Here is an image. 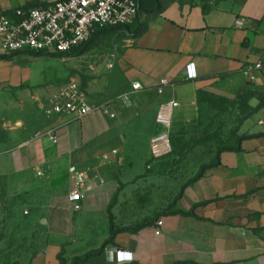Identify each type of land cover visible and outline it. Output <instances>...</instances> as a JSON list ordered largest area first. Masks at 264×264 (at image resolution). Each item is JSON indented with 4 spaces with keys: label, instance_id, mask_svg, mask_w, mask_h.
<instances>
[{
    "label": "crops",
    "instance_id": "crops-1",
    "mask_svg": "<svg viewBox=\"0 0 264 264\" xmlns=\"http://www.w3.org/2000/svg\"><path fill=\"white\" fill-rule=\"evenodd\" d=\"M57 1L0 0V14ZM237 19L245 27H235ZM140 21L144 32L127 37L114 62L123 82L108 101L116 118L96 113L81 121L50 118L51 126L44 119L27 122L10 146L0 147V192L13 198L40 194L45 264H58L68 250L92 255L85 264H264V109L240 130L260 137L242 142L239 153H222L220 165L179 199L176 186L163 188L156 176L146 175L160 161L150 145L162 131L156 123L161 106L176 103L173 125L191 124L213 98L264 93V71H247L264 59V0H246L234 11L174 1L155 17L142 12ZM134 83L142 90L132 93ZM130 93V103L116 101ZM258 105L256 98L249 101L253 109ZM70 167L102 182L79 212L67 202L75 188ZM136 202L147 209L137 212ZM193 209L194 216H185ZM144 219L145 226L132 225ZM118 251L132 261L120 263Z\"/></svg>",
    "mask_w": 264,
    "mask_h": 264
},
{
    "label": "rangeland",
    "instance_id": "rangeland-1",
    "mask_svg": "<svg viewBox=\"0 0 264 264\" xmlns=\"http://www.w3.org/2000/svg\"><path fill=\"white\" fill-rule=\"evenodd\" d=\"M175 1L201 6L206 11H234L243 3V0ZM126 38L125 31L101 30L87 47L71 57L25 54L10 56L4 61L0 66V147L10 146L11 136L22 130L27 122L44 119L51 126L52 120L43 107L71 85L78 86L92 105L105 104L118 95L123 82L114 70V62ZM28 109L34 111L33 118L26 116ZM241 121L242 116L233 103L209 100L201 106L198 118L191 124L173 125L172 153L157 161L156 169L149 170L146 175L156 176L163 188L176 186L179 199L202 168L216 164V154L224 145L221 142H227L225 147L236 145L237 137L241 136ZM39 197L38 193L37 196L13 198L8 197L4 189L0 192V264H45L48 234L41 220L45 218L46 207ZM145 208L137 202L134 207L140 213ZM150 208L157 213L158 207ZM169 210L170 207L161 215ZM158 216L160 214L155 217ZM145 219L132 225H146L149 220ZM86 261V256H77L68 250L61 255L58 264H85Z\"/></svg>",
    "mask_w": 264,
    "mask_h": 264
},
{
    "label": "built area",
    "instance_id": "built-area-1",
    "mask_svg": "<svg viewBox=\"0 0 264 264\" xmlns=\"http://www.w3.org/2000/svg\"><path fill=\"white\" fill-rule=\"evenodd\" d=\"M138 14L139 0H60L50 5L0 14V56L31 53L46 57H71L90 42L97 30L129 26ZM235 27H245V20L237 19ZM247 71H264V59L247 67ZM187 72L188 79L196 78L193 65L187 67ZM141 90L139 83L132 85V93ZM130 97L131 93L125 94L116 101L128 104ZM111 104L91 105L79 87L71 85L49 101L45 113L48 118L64 117L68 121H81L96 113L115 119V113L110 111ZM176 106V103L170 102L161 106L158 112L156 123L162 131L154 136L150 145L155 160L172 153L171 129ZM69 176L75 188L69 192L67 202L79 212L86 195L95 191L102 182L77 167H70ZM117 256L120 263L132 261V256L123 251H118Z\"/></svg>",
    "mask_w": 264,
    "mask_h": 264
},
{
    "label": "trees",
    "instance_id": "trees-1",
    "mask_svg": "<svg viewBox=\"0 0 264 264\" xmlns=\"http://www.w3.org/2000/svg\"><path fill=\"white\" fill-rule=\"evenodd\" d=\"M174 1L175 0H139V14H138V16H137V18L133 24L126 26V27L113 28V29L105 28V29H101V30L125 31L127 37L130 36V37L135 38V37L139 36L142 32H144V25H142L141 21H140V16H141L142 12L145 13L148 17H155L156 15L160 14L163 11V9L166 5H168L169 3L174 2ZM245 1L246 0H243V3ZM243 3H242V5H243ZM204 11H206V10H204ZM101 30H97L96 33L92 36L91 40ZM89 43L85 47H87L89 45ZM34 55L43 56L41 54H34ZM74 55H72V56H74ZM12 56H16V55H12ZM51 57H62V56H51ZM9 58H10V56H8V57L0 56V61H6ZM62 58H64V57H62ZM252 98H256L259 101V105H258L257 109H253L249 106V101ZM213 99L218 100V101L220 100V101H227L228 103H233L235 105V107L238 108V111L242 116V121L240 122L241 127L244 125V123L246 121L250 120L260 110L264 109V93H256V92H252V91H242L236 96L235 99H232V100L231 99H219V98H213ZM233 135L237 137V134H233ZM259 137L260 136H243V135H241L240 137H237L236 145L234 147H232V146H226L225 147L224 145H226L227 142L226 143L221 142V144H224V145H222L221 149L218 150V152L216 154V164L202 168V170L200 171L198 176L195 178V180L193 182H191V184L189 186H191L194 183H196L197 181H199L208 169H213V168L218 167L220 165V155L222 153H239L241 151L240 146H241L242 142L248 141L251 139H256ZM189 186H187V187H189ZM179 214L183 215V216L185 215L183 213H179ZM164 215H166V213H164ZM185 216H191V217L194 216V209ZM143 226H145V225H143ZM143 226H141V227H143ZM138 228H140V227H138ZM138 228L132 229L131 232L137 231ZM91 256L92 255L87 256L86 259H89Z\"/></svg>",
    "mask_w": 264,
    "mask_h": 264
}]
</instances>
